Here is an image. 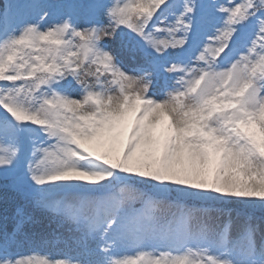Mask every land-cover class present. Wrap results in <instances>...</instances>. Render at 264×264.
<instances>
[{
  "label": "snow or ice",
  "instance_id": "6c2138e0",
  "mask_svg": "<svg viewBox=\"0 0 264 264\" xmlns=\"http://www.w3.org/2000/svg\"><path fill=\"white\" fill-rule=\"evenodd\" d=\"M0 180V264H264V0H4Z\"/></svg>",
  "mask_w": 264,
  "mask_h": 264
},
{
  "label": "rangeland",
  "instance_id": "374dc122",
  "mask_svg": "<svg viewBox=\"0 0 264 264\" xmlns=\"http://www.w3.org/2000/svg\"><path fill=\"white\" fill-rule=\"evenodd\" d=\"M4 181L0 180V232L4 229L9 231L14 225L15 211L18 206L25 207L26 211L32 215V223L28 224L25 232L32 240H50L56 243H63V238L68 235L69 225L58 227L56 219L49 213L38 211L27 204L21 197L11 191L5 190ZM59 236V240L55 237Z\"/></svg>",
  "mask_w": 264,
  "mask_h": 264
},
{
  "label": "bare ground",
  "instance_id": "6f19581e",
  "mask_svg": "<svg viewBox=\"0 0 264 264\" xmlns=\"http://www.w3.org/2000/svg\"><path fill=\"white\" fill-rule=\"evenodd\" d=\"M35 241L39 242L40 240H35ZM28 247H29V245L25 244L21 250L27 252ZM50 250L54 251V252L59 251L61 253H63V252L71 253V249L66 248L65 245L62 243H56V242H55V247H50Z\"/></svg>",
  "mask_w": 264,
  "mask_h": 264
},
{
  "label": "trees",
  "instance_id": "16d2710c",
  "mask_svg": "<svg viewBox=\"0 0 264 264\" xmlns=\"http://www.w3.org/2000/svg\"><path fill=\"white\" fill-rule=\"evenodd\" d=\"M2 3H4V0H0V4H2ZM141 187H143V186L141 185ZM231 207H237V206L236 205H232ZM256 214L257 215H260L259 211H257Z\"/></svg>",
  "mask_w": 264,
  "mask_h": 264
}]
</instances>
